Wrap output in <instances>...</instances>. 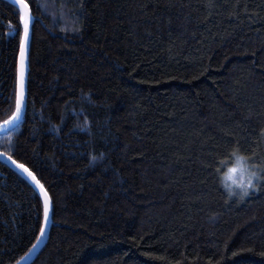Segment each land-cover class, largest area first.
I'll return each instance as SVG.
<instances>
[{
    "label": "trees",
    "instance_id": "obj_1",
    "mask_svg": "<svg viewBox=\"0 0 264 264\" xmlns=\"http://www.w3.org/2000/svg\"><path fill=\"white\" fill-rule=\"evenodd\" d=\"M25 3L27 108L0 152L52 201L31 264H264V182L240 199L224 180L238 156L251 174L264 160V0ZM19 15L0 0V121ZM36 196L0 162V264L35 244Z\"/></svg>",
    "mask_w": 264,
    "mask_h": 264
},
{
    "label": "snow or ice",
    "instance_id": "obj_2",
    "mask_svg": "<svg viewBox=\"0 0 264 264\" xmlns=\"http://www.w3.org/2000/svg\"><path fill=\"white\" fill-rule=\"evenodd\" d=\"M15 3L18 5V9L20 12L19 20L22 22L23 30L19 34V60L17 63V69H16V91H15V110L12 112L11 116L8 117L7 120L0 121V129H3L6 133L11 135V131H16L20 125V122L22 121L24 112L27 108V94H26V68H27V58L28 53L30 50V43H31V36H32V27H31V20L32 16L30 15L29 5L25 3V0H15ZM83 5H81V8ZM74 31H79V27L73 29ZM87 123V121H85ZM11 130V131H9ZM262 133H264V129L261 130ZM7 147L11 149L13 154H19L17 152V146L14 144H8ZM3 156L7 158L8 161L13 163L17 166V172L19 175L24 177L26 180L34 183L37 191V202L40 203V197H43L42 201V211H43V222H41L38 218L37 220V227L39 228V235H36V239L40 240L43 238V236L46 234V224L50 218V209L52 208V201L49 197L48 191L45 189V185L41 183V180L37 178L36 172L32 170V168H29L25 163H18L17 161L12 159V156L9 155L8 152H4ZM103 156V153H101V157ZM253 159H256V154H253ZM97 159V156L90 155L89 162L95 161ZM242 159H247V157H237V164L233 165L228 168L227 172L224 173L226 176H231L232 173H235L237 171V168L244 167V165L240 164L239 161ZM31 163V161H28ZM253 167L258 168V171L252 172V177L255 178L249 179L247 182V185H242L239 197L240 199H243L245 196L249 195L250 189H258V184H261L264 182V160H261V162L258 165H253ZM33 168H35V165H33ZM37 171H39L37 169ZM230 195L232 194V189H229ZM35 248V245H33V248L29 250L28 253H25L24 257H21V260H23L25 257H27L31 251H33Z\"/></svg>",
    "mask_w": 264,
    "mask_h": 264
},
{
    "label": "water",
    "instance_id": "obj_3",
    "mask_svg": "<svg viewBox=\"0 0 264 264\" xmlns=\"http://www.w3.org/2000/svg\"><path fill=\"white\" fill-rule=\"evenodd\" d=\"M5 1H7L8 3H10L11 5H13V6H15L17 9H18V5L15 3V0H5ZM18 11H19V9H18ZM19 14H20V12H19ZM30 15H31V12H30ZM32 16V15H31ZM21 23V30H23V25H22V22H20ZM32 24H33V17H32V20H31V26H32ZM18 60H19V54H18ZM18 63V62H17ZM27 63V62H26ZM27 71H28V65H27V68H26V76H27ZM17 83V82H16ZM15 110V109H14ZM9 131H11V130H9ZM6 132L3 130V129H0V135H2V134H5ZM0 162L1 163H3V164H5L6 166H8L11 170H13L14 172H16L18 175H19V173L17 172V166L16 165H14L13 163H11L10 161H8L7 160V158L6 157H4L3 156V153L2 152H0ZM19 176H21V175H19ZM22 177V176H21ZM31 187H32V189L36 192V194H37V189H36V187H35V185H34V183H32V182H30V181H28V180H26L24 177H22ZM40 201H41V203H42V201H43V197H40ZM43 222V221H42ZM50 224H51V209H50V218H49V220H48V222H47V224H46V234L43 236V238L42 239H40V240H36V242H35V248H34V250L33 251H31V253L27 256V257H25L23 260H19L17 263H15V264H31L35 259H36V257H37V255L39 254V252L41 251V249L44 247V245L46 244V242H47V238H48V233H49V229H50ZM33 248V246L30 248V249H32ZM29 252V251H28ZM27 252V253H28ZM25 256V255H24Z\"/></svg>",
    "mask_w": 264,
    "mask_h": 264
},
{
    "label": "rangeland",
    "instance_id": "obj_4",
    "mask_svg": "<svg viewBox=\"0 0 264 264\" xmlns=\"http://www.w3.org/2000/svg\"><path fill=\"white\" fill-rule=\"evenodd\" d=\"M251 178V172L245 171L242 168L238 167L235 173H232L231 176H225L224 180L228 189H232V192H240L242 185H247V182Z\"/></svg>",
    "mask_w": 264,
    "mask_h": 264
}]
</instances>
